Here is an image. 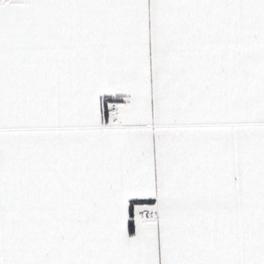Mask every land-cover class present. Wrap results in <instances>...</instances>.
<instances>
[{"label": "snow or ice", "instance_id": "1", "mask_svg": "<svg viewBox=\"0 0 264 264\" xmlns=\"http://www.w3.org/2000/svg\"><path fill=\"white\" fill-rule=\"evenodd\" d=\"M0 264H264V0H0Z\"/></svg>", "mask_w": 264, "mask_h": 264}]
</instances>
